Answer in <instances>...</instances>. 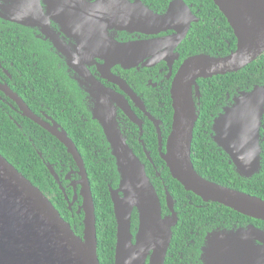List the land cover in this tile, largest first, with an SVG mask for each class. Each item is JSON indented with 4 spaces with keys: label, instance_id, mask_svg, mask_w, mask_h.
Instances as JSON below:
<instances>
[{
    "label": "flooded vegetation",
    "instance_id": "af4514ba",
    "mask_svg": "<svg viewBox=\"0 0 264 264\" xmlns=\"http://www.w3.org/2000/svg\"><path fill=\"white\" fill-rule=\"evenodd\" d=\"M5 2L0 0V13L5 14L0 15V153L41 189L76 235L83 236L78 226L84 219L79 167L51 131L66 133L82 157L81 152L98 156L104 149L111 154L93 117L103 96L98 87L109 93L102 103L112 108L120 132L145 165L164 218L172 215L167 192L173 197L178 216L174 229L180 228L173 233L165 264H206L213 235L249 225L264 231L251 222L222 220L212 212V202L202 199L197 207L206 212H194L197 207H188V194L177 200L170 192L162 159L172 131V84L183 63L197 55L225 57L237 48L235 33L216 5L207 0H29L31 6ZM176 2L186 5L183 17L191 20L187 35L176 44L171 40L178 35L176 28L156 24L151 33H143L120 29L110 20V12L133 5L165 16ZM177 24L174 27L180 28ZM130 44L145 49L135 59L132 50L118 52ZM214 78L200 79L206 84L198 81L199 90H193L201 119L195 152L199 168L212 182L251 181L264 172V102H254L261 108L248 111L242 106L250 104L242 99L255 88L264 90V53L244 69L221 76L224 84L217 88L210 85ZM230 111L240 122L223 120ZM245 116L252 117L249 125ZM251 125L254 141L243 133ZM253 155L259 156L258 173L240 176L238 170L256 167L249 159ZM245 162L251 165L242 169ZM257 246L264 250V242L257 241Z\"/></svg>",
    "mask_w": 264,
    "mask_h": 264
},
{
    "label": "water",
    "instance_id": "95a60500",
    "mask_svg": "<svg viewBox=\"0 0 264 264\" xmlns=\"http://www.w3.org/2000/svg\"><path fill=\"white\" fill-rule=\"evenodd\" d=\"M3 1H13L14 4L24 1V5L31 6L29 0ZM213 1L233 29L237 48L225 57L197 55L183 63L172 84V131L162 159L172 178L187 192L206 203H218L264 222V199L209 181L196 171L192 160L194 131L199 119L193 90L195 87L199 90L198 81L238 72L264 53V0ZM2 8L9 13L6 5ZM183 10H188L186 5L176 2L168 14L159 16L145 7L133 5L125 11L110 12V20L120 29L143 33H151L156 24L176 28L178 35L171 39L176 44L184 39L191 25V20L183 17ZM176 22H179L177 25L180 28L174 27ZM119 48L120 53L134 51V59L145 49L134 44ZM98 89L103 96L99 98L93 117L103 128L119 176L118 187H109L117 225L114 264H165L173 240V229L178 223L173 197L167 192V204L172 215L164 218L159 193L148 177L145 165L120 132L112 108L103 104L109 93L100 87ZM242 100L250 104H244L242 108L255 111L261 105L254 102H264V90L255 88ZM239 117L234 120L233 111H230L223 120L230 124L231 121L240 122ZM247 118L250 120L245 124L249 125L252 117L245 116ZM253 125L243 132L250 140L253 133L256 135ZM51 132L67 146L79 167L83 236L76 235L41 189L0 153V264H101L95 201L83 157L66 133ZM252 149H256L254 144ZM249 159L256 167L251 169V164L247 162L240 164L242 169L250 167V170H238L242 177L252 176L260 169L258 155ZM75 194L77 197V191ZM134 213H137L138 220L135 233ZM257 241L264 242V231L254 225L217 233L208 243L206 264H264V250L257 246Z\"/></svg>",
    "mask_w": 264,
    "mask_h": 264
},
{
    "label": "trees",
    "instance_id": "16d2710c",
    "mask_svg": "<svg viewBox=\"0 0 264 264\" xmlns=\"http://www.w3.org/2000/svg\"><path fill=\"white\" fill-rule=\"evenodd\" d=\"M208 4L215 5L213 0H207ZM222 15V14H221ZM236 48V45L233 49ZM231 76V75H228ZM200 85H205L204 80L199 81ZM220 84H224L223 78L221 76L215 77L210 80V85L213 87H218ZM201 119L196 124L194 131V141L192 146V160L195 166L196 171L204 178L208 177L200 170L199 165L201 164L200 158L195 156L198 139L197 135L199 134V126ZM99 133L96 131L95 135ZM101 135V130H100ZM97 144L100 145V140H96ZM90 143L89 141H83L82 144L86 145ZM83 159L85 161L86 169L90 178L93 197L96 207V218H97V230H98V256L101 264H114L115 261V251H116V234H117V225L114 215V206L112 203L109 187L116 188L118 184V174L115 166V160L113 161L111 154L108 150L104 149L99 152L98 156L90 155L88 153L81 152ZM208 169H212V166H207ZM166 176L170 178L171 183H169V190L175 196L177 200L184 198L185 194H188L191 197L192 204L188 203V207H197L201 202V198L196 196L193 193L187 192L184 187L172 178L168 169L165 171ZM24 176L27 175L24 173ZM29 178V177H27ZM214 182V181H213ZM223 186L230 187L257 197L264 199V172L256 176L251 181L238 180V178L230 184L229 182H219L215 181ZM181 204V202H179ZM214 208H211L212 212H216L222 216V220L232 221L238 220L239 224H246L251 222L252 224L258 225L264 229V222L258 221L244 215L235 212L232 209H229L221 204L212 203ZM211 206V207H212ZM194 212L201 214L206 212L205 208H195ZM227 221V222H228ZM133 226H138L137 213H134L133 216ZM180 226L176 227L173 230L174 234L178 233ZM80 233L84 230V225L78 226Z\"/></svg>",
    "mask_w": 264,
    "mask_h": 264
}]
</instances>
